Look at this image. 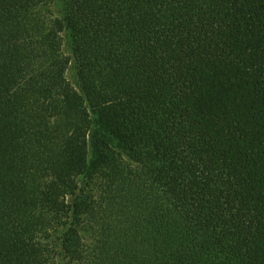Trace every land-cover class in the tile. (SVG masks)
<instances>
[{"label":"trees","instance_id":"trees-1","mask_svg":"<svg viewBox=\"0 0 264 264\" xmlns=\"http://www.w3.org/2000/svg\"><path fill=\"white\" fill-rule=\"evenodd\" d=\"M55 2L0 0V264H264V0Z\"/></svg>","mask_w":264,"mask_h":264},{"label":"rangeland","instance_id":"rangeland-1","mask_svg":"<svg viewBox=\"0 0 264 264\" xmlns=\"http://www.w3.org/2000/svg\"><path fill=\"white\" fill-rule=\"evenodd\" d=\"M52 8H53L54 13L57 14V13L60 12L61 4H60L59 0H56V2L54 3V5L52 6ZM73 77L74 76H73L72 72H70L69 73V79H70L71 82L74 83V78Z\"/></svg>","mask_w":264,"mask_h":264}]
</instances>
